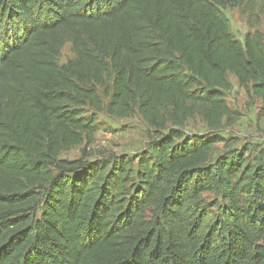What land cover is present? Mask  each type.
<instances>
[{
	"label": "trees",
	"instance_id": "obj_1",
	"mask_svg": "<svg viewBox=\"0 0 264 264\" xmlns=\"http://www.w3.org/2000/svg\"><path fill=\"white\" fill-rule=\"evenodd\" d=\"M245 2L0 0V264H264V157L211 161L229 74L264 119V34L223 11ZM104 111L140 113L149 148L60 158Z\"/></svg>",
	"mask_w": 264,
	"mask_h": 264
},
{
	"label": "rangeland",
	"instance_id": "obj_2",
	"mask_svg": "<svg viewBox=\"0 0 264 264\" xmlns=\"http://www.w3.org/2000/svg\"><path fill=\"white\" fill-rule=\"evenodd\" d=\"M223 11L234 35L240 41L243 42L249 32L260 30L264 34V0H246L242 6L228 7ZM63 48L60 63H66L76 56L70 43H66ZM228 79L232 89L226 92L225 98L228 105L238 111V116L230 124L224 119L219 133L225 140L215 145L211 161L217 160L222 154L237 155L241 151H246L250 160L257 156L264 157V119L258 117L261 100L251 96L233 74H229ZM107 101L108 98L105 99ZM99 122V129L89 144L83 143L63 150L59 157L71 160L81 156L90 160L116 158L123 154L136 157L149 148L153 141V130L138 112L123 118L100 112ZM185 126L191 136L211 133L200 116L189 119ZM206 198L213 200L214 196L206 194Z\"/></svg>",
	"mask_w": 264,
	"mask_h": 264
}]
</instances>
